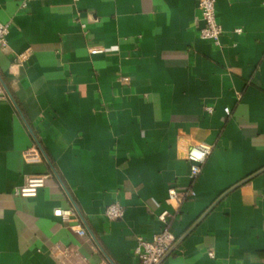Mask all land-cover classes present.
I'll return each mask as SVG.
<instances>
[{"label": "crops", "instance_id": "obj_1", "mask_svg": "<svg viewBox=\"0 0 264 264\" xmlns=\"http://www.w3.org/2000/svg\"><path fill=\"white\" fill-rule=\"evenodd\" d=\"M21 1L0 0V264H59L56 244L133 264L135 237L165 226L178 243L158 264H264L262 0L215 1L218 45L199 35L197 0ZM198 142L212 149L191 181ZM33 174L45 185L16 195ZM171 184L195 196L175 207ZM113 202L123 215L107 220Z\"/></svg>", "mask_w": 264, "mask_h": 264}, {"label": "built area", "instance_id": "obj_2", "mask_svg": "<svg viewBox=\"0 0 264 264\" xmlns=\"http://www.w3.org/2000/svg\"><path fill=\"white\" fill-rule=\"evenodd\" d=\"M216 0H197V6L200 10L202 26L199 28V35L202 39L211 40L214 44H219L222 29L216 20L215 13ZM28 0L21 1V7H25ZM264 5V0H262ZM9 22L0 21V46L2 49L7 47V35L9 33ZM83 26V25H82ZM239 31V29H237ZM90 54L104 53L103 47H90ZM123 79H127L124 77ZM0 97L4 98L2 88L0 87ZM211 111L210 108H207ZM226 114L229 108L225 107ZM212 145L206 142L192 143L187 146L184 151V157L189 162V178L195 180L202 170L205 159L210 154ZM23 156L27 161L40 159L39 149L32 145L25 149ZM46 174L27 175L22 185L15 189V194L22 197H33L38 190L45 185ZM195 196V191L191 186L181 188L175 184H171L167 190V200L172 202L175 207L179 206L185 199ZM123 207L118 202L109 204L104 211L107 220H116L123 215ZM53 214L61 218L66 226L74 233L79 235L85 234V229L78 218L70 209L55 208ZM170 216L167 210H163L158 214L159 220L167 222ZM177 239L170 229L165 226L158 233L154 234L150 239L142 236L135 237L133 264H158L166 255L174 248ZM209 256L213 255L212 251L208 252ZM52 255L57 259L59 264H89L85 257H82L79 251L69 245L56 244L52 249ZM102 264H108L103 262Z\"/></svg>", "mask_w": 264, "mask_h": 264}, {"label": "water", "instance_id": "obj_3", "mask_svg": "<svg viewBox=\"0 0 264 264\" xmlns=\"http://www.w3.org/2000/svg\"><path fill=\"white\" fill-rule=\"evenodd\" d=\"M177 243H178V241L176 242V244H177ZM176 244H175V245H176ZM175 245H174V247H175Z\"/></svg>", "mask_w": 264, "mask_h": 264}]
</instances>
